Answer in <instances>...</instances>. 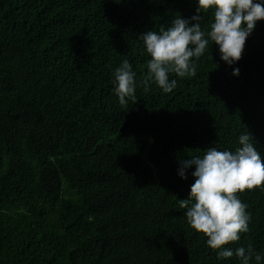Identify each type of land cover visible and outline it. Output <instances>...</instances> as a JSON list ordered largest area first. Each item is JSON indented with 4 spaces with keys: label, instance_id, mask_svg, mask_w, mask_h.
Segmentation results:
<instances>
[{
    "label": "trees",
    "instance_id": "obj_1",
    "mask_svg": "<svg viewBox=\"0 0 264 264\" xmlns=\"http://www.w3.org/2000/svg\"><path fill=\"white\" fill-rule=\"evenodd\" d=\"M177 14H196L195 0H0V264H240L187 224L178 200L194 169L177 173L246 131L264 158V20L234 65L210 43L164 93L143 83L138 36ZM201 15L208 30L212 10ZM124 59L136 88L121 106ZM237 195L249 230L225 247L264 257V185Z\"/></svg>",
    "mask_w": 264,
    "mask_h": 264
},
{
    "label": "clouds",
    "instance_id": "obj_2",
    "mask_svg": "<svg viewBox=\"0 0 264 264\" xmlns=\"http://www.w3.org/2000/svg\"><path fill=\"white\" fill-rule=\"evenodd\" d=\"M196 14L182 18L177 14L169 26L158 31L149 30L139 35L146 53L147 74L143 83L154 82L164 93L176 87L177 80L169 74L183 78L196 74V60L209 44L216 45L219 59L231 67L241 59L246 39L257 22L264 20V0H195ZM212 10V22L208 30L201 26V13ZM211 48V47H210ZM233 76L239 68L233 67ZM113 92L121 106L135 100L136 72L124 59L112 73ZM179 161L178 176L186 179L189 168L193 183L186 199L178 200L186 209L187 224L206 238V245L217 251V256H235L240 264H251L253 259L264 261L251 245L236 248L226 245L241 239V233L249 230L250 213L237 193L264 185V158L257 151L251 134L246 131L238 136L234 150H218L212 146Z\"/></svg>",
    "mask_w": 264,
    "mask_h": 264
}]
</instances>
